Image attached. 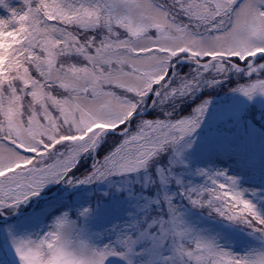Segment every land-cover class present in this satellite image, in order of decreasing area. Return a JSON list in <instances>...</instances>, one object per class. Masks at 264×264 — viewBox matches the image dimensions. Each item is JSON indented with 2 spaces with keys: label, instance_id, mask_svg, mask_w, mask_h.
Masks as SVG:
<instances>
[{
  "label": "snow or ice",
  "instance_id": "6c2138e0",
  "mask_svg": "<svg viewBox=\"0 0 264 264\" xmlns=\"http://www.w3.org/2000/svg\"><path fill=\"white\" fill-rule=\"evenodd\" d=\"M22 4L0 264H264V0Z\"/></svg>",
  "mask_w": 264,
  "mask_h": 264
},
{
  "label": "trees",
  "instance_id": "16d2710c",
  "mask_svg": "<svg viewBox=\"0 0 264 264\" xmlns=\"http://www.w3.org/2000/svg\"><path fill=\"white\" fill-rule=\"evenodd\" d=\"M11 1V3H12V5L14 6V7H17L16 5H17V3H15L13 0H10ZM20 1V3L22 4V0H19ZM23 5V4H22ZM22 7V6H21ZM0 15H4V12H3V10H0Z\"/></svg>",
  "mask_w": 264,
  "mask_h": 264
},
{
  "label": "rangeland",
  "instance_id": "374dc122",
  "mask_svg": "<svg viewBox=\"0 0 264 264\" xmlns=\"http://www.w3.org/2000/svg\"><path fill=\"white\" fill-rule=\"evenodd\" d=\"M15 3H17V7L19 8V7H21V6H23L21 3H20V1L19 0H13ZM11 2V1H10ZM221 96L223 95L222 93L220 94Z\"/></svg>",
  "mask_w": 264,
  "mask_h": 264
}]
</instances>
